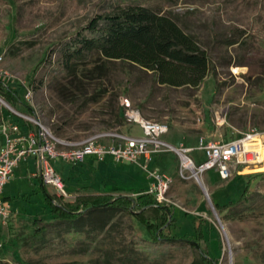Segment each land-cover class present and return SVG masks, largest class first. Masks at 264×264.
I'll use <instances>...</instances> for the list:
<instances>
[{
	"label": "rangeland",
	"instance_id": "rangeland-1",
	"mask_svg": "<svg viewBox=\"0 0 264 264\" xmlns=\"http://www.w3.org/2000/svg\"><path fill=\"white\" fill-rule=\"evenodd\" d=\"M106 1L0 0L5 79L24 95L25 84L38 69L30 101L36 119L60 138L82 142L98 137L109 144L114 140L105 136L109 133L143 135L137 123L116 118L115 109L120 113L121 100L127 97L146 119L168 124L165 140L175 146L183 143L194 148L202 137L227 142L252 129L264 133V45L255 24L264 22V0H155L149 4L176 14L179 24L208 50L211 70L197 88L162 85L152 72L106 60L98 52L73 60V70L66 71L64 42ZM233 40L239 42L231 44ZM0 99V123L17 120L12 108L32 116L23 105L15 108ZM193 156L206 158L202 151ZM181 161L179 154L163 151L150 167L174 178L171 205L165 206L177 208V221L166 228V234H191L203 220L207 242L198 243L200 248L188 240L172 254L148 261L133 248L136 237L151 239L135 217L139 210L118 213L107 230L90 240L66 244L64 233L70 225L51 213L41 180L31 177L39 170L30 159L17 167L5 187L12 212L7 221L0 220V264H192L202 251L209 258H219L216 264H264V178H254L249 197L235 207L219 211L215 206L238 201L245 190V175L262 172L260 165L237 167L227 179L211 169L200 182L190 170L182 176ZM80 167L89 169L84 175L89 182L98 179L112 186L115 195L134 197L137 191L133 190L152 183L140 165L111 161ZM46 187L56 194L53 186ZM172 220L170 211L167 226Z\"/></svg>",
	"mask_w": 264,
	"mask_h": 264
},
{
	"label": "trees",
	"instance_id": "trees-1",
	"mask_svg": "<svg viewBox=\"0 0 264 264\" xmlns=\"http://www.w3.org/2000/svg\"><path fill=\"white\" fill-rule=\"evenodd\" d=\"M155 0H109L102 9L94 12L81 24L75 33L64 42V62L66 71H72L70 63L83 58L87 52H98L109 61L128 62L142 70L152 72L156 82L170 87H199L211 70V59L198 38L187 32L178 22L174 13H163L149 6ZM260 43L264 45V22L257 21ZM239 41L233 40L231 44ZM36 69L30 79L34 88ZM0 97L13 107H26L32 116L35 108L12 87L4 78H0ZM117 111L118 122L126 119L122 110ZM20 121L19 119L17 120ZM3 139L0 137V149ZM39 177V176H38ZM264 178V171L245 175V190L238 201L225 204L214 202L216 209L224 211L235 207L249 197L250 185L254 178ZM40 178V177H39ZM45 192V202L51 213L63 222H68L70 229L64 234L66 244L90 240L91 237L107 230L118 213H133L149 231L151 239L136 237L133 242L135 251L141 252L148 261H157L172 254L182 245L191 242H207V233L203 220L195 227V232L180 236L166 234V228L177 221V208L159 204L147 189L137 191L136 195H115L113 193H82L74 200L51 193L41 180ZM172 223L167 226L169 212ZM196 248H198L196 246ZM217 257H208L199 252L192 264H216Z\"/></svg>",
	"mask_w": 264,
	"mask_h": 264
},
{
	"label": "built area",
	"instance_id": "built-area-1",
	"mask_svg": "<svg viewBox=\"0 0 264 264\" xmlns=\"http://www.w3.org/2000/svg\"><path fill=\"white\" fill-rule=\"evenodd\" d=\"M4 54L0 52V78L5 79L2 69ZM35 92L33 87L25 84L24 97L30 103ZM124 116L135 122L143 129V135L134 136L120 133H109L114 140L107 144L98 137H92L82 142L58 137L47 125L42 124L35 116L12 108L16 119L0 123V137L3 145L0 149V220L7 221L12 209L4 197V189L14 175L18 165L29 157H34L39 176L46 186H53L58 196L71 198L66 189L63 176L53 164L54 160L64 163L80 165L87 157L93 156L99 161H105L108 156L114 161L125 164L140 165L146 169L151 177L147 192L153 194L161 205H171L169 191L174 183L171 175L158 168H151L150 161L163 151L175 152L181 156V173L190 170L192 175L201 182L207 171L216 169L222 179L233 175V169L243 166H261V150L264 147V133L262 130L252 129L242 133L231 141H211L204 137L199 139L196 147H187L181 143L175 146L165 140L169 132L167 123L146 119L141 112L133 107L129 98L121 100ZM202 151L206 158L201 161L193 156L194 151Z\"/></svg>",
	"mask_w": 264,
	"mask_h": 264
},
{
	"label": "crops",
	"instance_id": "crops-1",
	"mask_svg": "<svg viewBox=\"0 0 264 264\" xmlns=\"http://www.w3.org/2000/svg\"><path fill=\"white\" fill-rule=\"evenodd\" d=\"M264 148V147H263ZM197 151V150H196ZM194 151V152H196ZM262 151V150H261ZM193 152V153H194ZM160 155V154H159ZM158 155L154 156L153 159L150 161V166H152V162L154 161V159L157 157ZM30 159H33L35 160L34 157H29L28 160H25V161H22V162H28ZM36 161V160H35ZM111 161H114L112 157L108 156L106 158L105 161H99L97 160L95 157L93 156H89L87 157V159L81 163L80 165L82 164H88L90 165H94V163L96 162H105V163H108V162H111ZM21 162V163H22ZM116 162V161H114ZM20 163V164H21ZM117 164H121L119 162H116ZM19 164V165H20ZM53 164L54 166L56 167V169L58 170V172L63 176L64 178V181H65V184H66V189L68 190L69 189V193H71L72 197L74 195H78V194H81L82 193H95V194H100V193H113L112 190H113V187L108 185V184H104L103 182H100L98 179H94V182H89L88 178L85 177L84 175L85 174H89V169H86L85 167H80V165H75L74 168L70 169V168H67L66 163L62 162V163H59L58 160H54L53 161ZM124 165H128V164H125V163H122ZM18 165V166H19ZM37 167V166H36ZM17 169V167H16ZM15 169L14 171V175L16 174L17 170ZM247 169V168H246ZM33 178L35 177H38L35 175V173L32 174ZM39 178V177H38ZM87 178V179H86ZM40 180H42L41 178H39ZM12 180V179H11ZM76 180H80L81 183H83L81 186H78V182H76ZM87 182H83V181H86ZM70 183V184H69ZM42 184V183H41ZM80 185V184H79ZM150 186V185H149ZM149 186L145 187V188H138L137 190H133V191H140L142 189H148ZM6 187V186H5ZM5 191V189H4ZM114 194V193H113ZM4 197L7 198L8 196H5V192H4Z\"/></svg>",
	"mask_w": 264,
	"mask_h": 264
},
{
	"label": "bare ground",
	"instance_id": "bare-ground-1",
	"mask_svg": "<svg viewBox=\"0 0 264 264\" xmlns=\"http://www.w3.org/2000/svg\"><path fill=\"white\" fill-rule=\"evenodd\" d=\"M1 100V99H0ZM261 158L263 159V161H264V148L262 149V151H261ZM258 170L259 171H264V163H262V165L261 166H259V168H258Z\"/></svg>",
	"mask_w": 264,
	"mask_h": 264
},
{
	"label": "water",
	"instance_id": "water-1",
	"mask_svg": "<svg viewBox=\"0 0 264 264\" xmlns=\"http://www.w3.org/2000/svg\"><path fill=\"white\" fill-rule=\"evenodd\" d=\"M2 100L7 104V102L2 98ZM8 105V104H7ZM208 195V194H207ZM191 242V241H190ZM192 244H194L195 246H197L198 248H200V245L196 242H191ZM203 252V251H202Z\"/></svg>",
	"mask_w": 264,
	"mask_h": 264
}]
</instances>
